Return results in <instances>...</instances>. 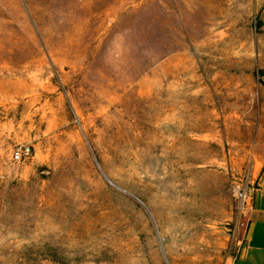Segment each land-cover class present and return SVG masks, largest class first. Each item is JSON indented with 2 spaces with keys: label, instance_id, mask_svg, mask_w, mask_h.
<instances>
[{
  "label": "rangeland",
  "instance_id": "obj_1",
  "mask_svg": "<svg viewBox=\"0 0 264 264\" xmlns=\"http://www.w3.org/2000/svg\"><path fill=\"white\" fill-rule=\"evenodd\" d=\"M263 8L0 0V264H231L234 187L264 153Z\"/></svg>",
  "mask_w": 264,
  "mask_h": 264
},
{
  "label": "crops",
  "instance_id": "obj_2",
  "mask_svg": "<svg viewBox=\"0 0 264 264\" xmlns=\"http://www.w3.org/2000/svg\"><path fill=\"white\" fill-rule=\"evenodd\" d=\"M260 22L264 26V8L260 15ZM246 183L252 188L245 213L247 229L250 227V231L245 237L241 253L233 259L231 264H264V153Z\"/></svg>",
  "mask_w": 264,
  "mask_h": 264
},
{
  "label": "built area",
  "instance_id": "obj_3",
  "mask_svg": "<svg viewBox=\"0 0 264 264\" xmlns=\"http://www.w3.org/2000/svg\"><path fill=\"white\" fill-rule=\"evenodd\" d=\"M30 148L25 146L21 147L20 149L16 150L13 153V158L15 160H20L21 158H26L30 156ZM252 188L251 186L246 184H236L234 187V199L237 204L238 210L245 214L249 205V201L251 198Z\"/></svg>",
  "mask_w": 264,
  "mask_h": 264
},
{
  "label": "water",
  "instance_id": "obj_4",
  "mask_svg": "<svg viewBox=\"0 0 264 264\" xmlns=\"http://www.w3.org/2000/svg\"><path fill=\"white\" fill-rule=\"evenodd\" d=\"M250 227L246 231V237L249 235ZM243 249V248H242Z\"/></svg>",
  "mask_w": 264,
  "mask_h": 264
}]
</instances>
